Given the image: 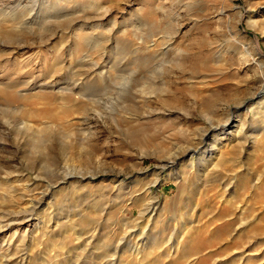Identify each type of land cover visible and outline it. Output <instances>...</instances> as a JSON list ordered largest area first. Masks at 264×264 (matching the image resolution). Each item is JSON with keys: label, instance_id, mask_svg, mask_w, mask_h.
<instances>
[{"label": "rangeland", "instance_id": "1", "mask_svg": "<svg viewBox=\"0 0 264 264\" xmlns=\"http://www.w3.org/2000/svg\"><path fill=\"white\" fill-rule=\"evenodd\" d=\"M30 3L0 0V8L29 13ZM35 8L19 28L0 16V215L42 199L40 229L14 243L24 264H102L103 235L83 234L82 252L70 229L78 203L100 207L101 194L109 214L92 215L90 203L86 211L103 232L107 222L124 228L119 217L138 222L140 198L156 202L142 264H185L178 252L158 256L151 241L181 223L192 234L221 210L242 224L241 238L233 242L231 229L189 264H264V231L246 232L264 212L253 195L264 184V0H39ZM225 121L226 138L194 188L183 151L208 144V130L222 135ZM213 220L202 235L221 223Z\"/></svg>", "mask_w": 264, "mask_h": 264}, {"label": "bare ground", "instance_id": "2", "mask_svg": "<svg viewBox=\"0 0 264 264\" xmlns=\"http://www.w3.org/2000/svg\"><path fill=\"white\" fill-rule=\"evenodd\" d=\"M37 2H39V0H31L30 4H28V5L25 4V5H27L26 6L27 9H25V10L29 11V13L24 11L23 9H22L23 11H18L17 13H13V12L9 13V12H6V10L3 11L1 9L2 8L1 7L0 8V16H4V19H6L8 21V23L11 27L19 28V27H21L22 24L27 23L26 18H28V15L31 14L30 12H34V14H35V12H36L35 7H36ZM24 8H25V6H24ZM256 47H257L258 53L260 55H263V53L259 49L257 43H256ZM60 55H62V54H59V56ZM30 61H31L30 58L27 57L24 62H21L18 72L23 71L24 68L27 67V65ZM61 61H63V60L61 59L60 61H58V63H61ZM82 62H83V60H82ZM62 64L59 65V67L57 69L60 70L62 68ZM261 76L264 79V72L261 73ZM24 86H25V88H33L36 85L32 81L27 80L25 82ZM259 96L261 99L258 103L262 102V100H263V98H262L263 94H260ZM240 107H245V105L241 104L240 106H238V108H240ZM251 109L255 110L256 112L260 111V108H257V107H252ZM40 114L50 116L49 112H42ZM258 115H260V113ZM261 117L264 119V115H261ZM27 125L28 124H26V128H28V126H29V125L28 126ZM227 127H228L227 121H225V123L219 124L217 126L216 133L222 134V135L216 136V134L212 133V130H208L207 135L212 134L211 135L212 140H210V142L208 144L194 145V146L186 148L183 151V154H182L180 160L181 161L183 160L185 167H187V169H188V172L193 173L192 174L193 179L195 178V183H193L194 188H198L199 183H201V181H199L201 173L205 169H207V166L210 163H212V161H213L212 159L214 158V153H215L214 148L216 147V144L219 141H221V137L226 136L225 130ZM258 131L264 132V125L258 126ZM204 174H205V172H204ZM70 176L73 177L74 175H70ZM167 176H169V178H171L170 174H168ZM78 178L82 179L83 176H79ZM231 179H232V177L228 178V180L225 184V186L227 185V187L224 188L225 191L227 190L228 186H230V183L232 184ZM246 183H247V181L244 182V186H246ZM259 183L253 184V186L256 188L255 194H253V195H255L254 198L257 199L256 201H259L262 199L264 200V186H263L264 184L263 183L259 184ZM122 188H123L122 185L113 186V191L116 190L119 192ZM99 196H100V194H99ZM117 196H118V193H116L110 197L116 198ZM100 197L103 200V201H101L100 207L96 206V204H95L96 201L90 203L89 202L90 200L88 202L81 200L78 203V205L76 206V207H78V209L74 208L75 211L77 212L76 213L77 216H76V218H73L74 220H72L74 223V227L70 228L72 231L71 234H73L72 235L73 238H75L77 240V242L78 241L80 242V241H82L83 234L88 233L89 238L95 237L96 239L100 238L103 235L102 237H104L103 240L105 241L106 245L102 247V255H101V263L102 264L118 263L120 260L119 255L122 251H124V252L126 251L129 255V257L131 258L128 261V263H126V264H130V262H132L131 264H134V263L135 264H142L146 260V257H148V254H149V253L144 251V248H146V241H145L146 238L143 234H146L149 231V227H148L149 225L148 224H149L150 219H152L153 214L156 211V202L150 201V199L140 198V200H139V202H140V214L137 218L138 222H135L134 224L131 225V223H129V218L119 217L118 220L120 221L119 223L121 224V226H123V225L126 226V227L124 226V228L120 229L119 230L120 232L118 231V227H117L118 224H115V222H107L106 223V218H107L106 217L103 220H104V224L106 223L108 228L106 231L103 232L104 229L101 226L100 221H99V223L92 221V217L88 216L90 211L92 212V215L96 214L93 212V211H96L99 217L106 216V214H109V212H108L109 207L104 204L105 201L107 200L106 199L107 197H105L102 194ZM112 198H110V199L112 200ZM128 199H130V197ZM130 200H132V199H130ZM132 201L135 202V200H132ZM225 201L228 202V200H225ZM41 202H42V199L38 200L36 202H32V204L30 205L29 208L22 209L21 211H14L11 214L0 215V263H3V262L5 264H10L11 262L14 264H24L25 263V260L27 259V255L26 254L18 255L17 254L18 252L15 248L14 243L17 240V238H20V242L23 243L25 239H28V237L31 236L30 234L34 229H36V228H38V230L40 229L39 225L36 223L37 221H36L34 214H35L36 208L40 205ZM122 202H124V201H122ZM89 203H90L92 208L88 212V211H86V210H88L86 205ZM122 207H123V204H122ZM126 209L127 208L124 206V208H122L121 211H125ZM85 212H88L87 216H86ZM224 212H225L224 210H221L220 212H218V214H216L214 217H212L210 220H208L202 226H200L199 228H195L194 231H192V234H186L185 236H183L184 235L183 231L185 229H187L189 231V229L191 227L185 226L184 223H181L178 226V228L177 227L173 228V230L171 231V233L169 234L167 239H164L163 233H160L158 236H156L151 241L150 246L152 247L153 250H157L158 256H164V255L167 256V254H170L172 252L174 254L178 252L179 257H178L176 263H179L180 261L181 262L185 261V264H189V261L191 262V260H192L191 257L195 256L201 247L209 245L210 243H212V241L213 242L216 241L222 235H226V233H228L231 229L234 230V233H235L232 235V241L235 243H238V241H236V240L241 238V236H242V234L239 233L240 232L239 229L242 227V224L239 227H234L235 220L230 221V220L225 219L223 217ZM24 217H25V219H23V220H25V221H22L21 218H24ZM52 218H53V214H51V213L47 214L46 222H49V220H52ZM108 218H109V215H108ZM144 219H146V224L143 226L142 231L139 232L138 234H136V232L132 229L134 227L138 226V223L142 222ZM213 219H218L221 221V223L212 229V231H211L212 233L210 235L208 234L209 236L206 237V236L202 235V233H204V231L206 229V226L209 223H211V221ZM213 221H215V220H213ZM262 221H264V212H261L260 216H257L254 220H252L249 223L248 228H246V232H250V233L254 234L255 232L261 233V231H264V223ZM102 223H103V221H102ZM13 224H15V226H14L15 228L13 230H11V228H12L11 225H13ZM44 225L46 226L47 223H45ZM164 228H166V226ZM243 228H241V229L243 230ZM244 235L248 236L249 234H244ZM113 238H115V242L112 244ZM87 240H90V239H87ZM79 244H81V246H83L81 248V251H82L83 249L85 250L87 248L88 242H85V243L80 242ZM78 245H76V246H78ZM13 256H15V257H13ZM166 256H164V257H166ZM192 258H194V257H192ZM77 259H78V257H77ZM76 262H77V260H76ZM168 264H175V263L169 262Z\"/></svg>", "mask_w": 264, "mask_h": 264}]
</instances>
